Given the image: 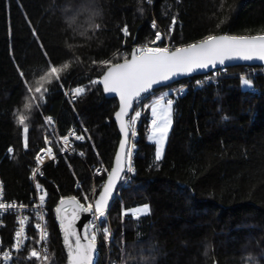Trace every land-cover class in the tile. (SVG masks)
Listing matches in <instances>:
<instances>
[{"label": "trees", "instance_id": "16d2710c", "mask_svg": "<svg viewBox=\"0 0 264 264\" xmlns=\"http://www.w3.org/2000/svg\"><path fill=\"white\" fill-rule=\"evenodd\" d=\"M157 32L162 44L170 41L175 48L209 35L264 34V0H0V174L5 199L27 203L33 193L30 175L47 139L58 154L41 179L48 264H68L55 216L58 203L76 197L92 204L119 145L114 122L119 103L105 97L99 81L137 45L158 42ZM65 63L69 67L59 80L42 82L47 89L42 100L39 93L26 99L33 95L28 87L34 89L50 65ZM204 77L177 83L187 89L174 102L173 126L159 161L149 140L150 95L137 104L142 116L130 123L137 137L136 176L111 203V252L99 243L97 264H108L109 258L116 264H264L263 70L228 68L216 82L201 86ZM71 85L86 88L76 101L65 97ZM28 102L30 110L24 108ZM19 113L27 117V148ZM72 128L86 136L77 144L80 156L63 155L58 142ZM99 167L104 174L95 182L90 168ZM141 206L150 211L133 215ZM3 233L11 244V223ZM30 233L35 246L37 231L32 227Z\"/></svg>", "mask_w": 264, "mask_h": 264}, {"label": "snow or ice", "instance_id": "6c2138e0", "mask_svg": "<svg viewBox=\"0 0 264 264\" xmlns=\"http://www.w3.org/2000/svg\"><path fill=\"white\" fill-rule=\"evenodd\" d=\"M175 20H173V25ZM98 27V26H97ZM155 27V24H153ZM125 35H128L127 27L122 29ZM161 34L157 32L155 39L161 40ZM137 52L139 55H137ZM244 59L251 60L253 58L264 60V36L253 38H237L229 36H213L209 35L206 39L200 43L191 44L184 48H177L175 51H169L165 47H149L145 46L140 49H136L130 60L125 58L124 63H117L108 67V71L103 76V79L99 81L103 83L106 92H115L120 97V110L116 113V119L120 123V130L124 134L125 139L120 144V152L116 156L115 167L112 168L108 174V181L103 187V191L100 193L99 198L95 201V204L89 203L87 207L72 198L70 201L61 200L60 204L63 206L66 203L73 205L72 217L65 223L66 216L60 217V223L64 232V244L67 248L69 264H91L92 256L95 251L96 235L93 233L91 236L85 234L83 239L87 243H82L81 236L73 228L72 221L76 219L78 211L89 212L93 211L100 219L105 216L106 209L108 207V199L111 196L115 182L120 178V174L124 171V150L127 144L128 127L129 124L125 122L124 117L127 116L128 111L132 109L133 100L141 98L142 93L149 92L153 85L162 83L169 80L173 76L180 73H189L196 68H206L209 64L215 65L219 62L223 64L225 60L231 59ZM105 65H110V61L101 62ZM69 65L49 66L48 70L42 74L36 81V87L33 89L28 87V92L33 93L27 100H35L37 97L35 93H39V99H43V93L47 91L43 87L42 82L51 83L50 77L60 79V73L67 69ZM97 83V81H93ZM244 83L249 84L248 80ZM43 89V91H42ZM85 91L84 88H76L73 90V96H79ZM172 104L173 101L168 99L166 103L163 101V97L155 102L152 106V129L150 140H153L157 144L156 160L159 161L162 158L164 142L167 138V133L172 125ZM32 107L31 102L25 103L24 108L30 110ZM140 116L139 112L135 113V116L130 118V123L134 124L136 118ZM18 123L23 126L24 132V146L27 148V133L28 125L25 123L27 117L23 113H19L17 116ZM47 122H51V118L47 119ZM135 135V132L132 133ZM76 139H84L82 136L71 133ZM64 143H68L67 137L64 138ZM11 151V149H9ZM49 157L52 156L51 149L47 150ZM131 150L127 152L128 167L127 171H133L131 167ZM38 163L41 162V157L37 156ZM38 171V169L36 170ZM35 176V172L33 174ZM37 189H40V185L37 184ZM0 196H2V189H0ZM46 193L39 197L41 206L44 203ZM84 199L87 201L88 197ZM15 205L0 203V210L14 208ZM57 213L62 211L61 208L56 209ZM66 212L67 209H64ZM149 211L147 206L136 209L133 215L139 216L140 214H147ZM127 214V213H125ZM27 217H23L19 220L20 228L15 233L16 236V249L19 250L22 238L25 235V223ZM43 219V215L40 216ZM40 230L41 240H47L46 227L40 224L36 225ZM95 227V222L89 225V228ZM106 236L110 235L107 228L103 229ZM73 238H75L73 240ZM32 257L39 258V254L33 250ZM4 258L9 259V254L4 253Z\"/></svg>", "mask_w": 264, "mask_h": 264}, {"label": "built area", "instance_id": "2783aa9c", "mask_svg": "<svg viewBox=\"0 0 264 264\" xmlns=\"http://www.w3.org/2000/svg\"><path fill=\"white\" fill-rule=\"evenodd\" d=\"M155 27L154 29L159 28L158 24L154 23ZM161 37L163 36L162 33ZM162 40V38H161ZM159 40L157 44L147 45L149 47H165L168 48L169 51H172L176 49L170 41H167V43L162 44ZM160 42V43H159ZM137 49L145 47V45H137ZM264 74V66L261 67ZM226 69H220L217 70L207 76H205L201 81L200 85L203 86L206 83H214L218 80L220 75L225 71ZM80 87H74L70 86L65 90V97L76 101L79 99L82 95L85 93L83 92L79 96H73V90ZM187 89V87H184ZM253 87L251 85L248 86V91H252ZM176 92L179 95H184L185 90L184 89H177ZM52 122L56 124V120L51 119ZM135 132V130H133ZM75 133L78 136L84 137V139H76L74 135H71V133ZM67 137L68 143H64V138ZM136 134H132V141H131V167L133 171L129 172L127 171L126 174L123 177L121 185L127 186L128 183L136 176V170L132 166L133 157L135 155L136 150L138 149V146L136 145ZM86 141V136L82 133H79L76 128H72L68 134L64 137H58V142L61 146L62 154L63 155H72V156H80L82 153L77 150V144L83 143ZM51 149L52 156L49 157L47 150ZM37 156L41 157V162L38 163L37 157H36V163L34 166V169L31 172L30 175V183L33 188V193L31 195V198L29 199V202H17V201H7L5 199V183L1 177L0 174V189H2V196H0V203H4L5 205L12 204L15 205L14 208L11 209H4L0 210V264H19L23 262L24 264H48L49 261V255H50V233L48 230V221H47V210H46V198L44 200L43 205L41 206L39 197L44 193L42 185H41V179L45 177V168L47 165L52 164L54 162L58 161V154L56 153L54 147L50 143V141L46 140V146L39 152ZM128 167V165H127ZM38 169V171H36ZM92 177L94 181L96 182L97 177H100L104 174V169L99 168H90ZM35 172V176H33ZM37 184H39L41 187L38 190ZM96 190H95V196H94V202L96 201ZM43 215V219H40V216ZM27 217V221L25 223V235L22 238V243L20 246V249H16V236L15 233L19 230L20 224L19 220L23 217ZM95 222V227L89 228V234L90 236L95 233L96 235V243L99 245V243L103 242L108 253L111 252V243H112V227L110 223L109 218V211L105 213V216L97 219V216L95 214L92 215L90 225ZM11 223L12 226V242L11 244L5 243V235L4 230L7 229L8 224ZM40 224L43 227H46L47 231V240H41L40 238V230L37 229L36 225ZM34 227L37 231V241L35 246H32V240L33 237L31 235V228ZM107 228L109 230L110 235L106 236L104 234L103 229ZM35 250L39 254V258H35L31 256L32 251ZM4 253L9 254V259L4 258ZM108 264H116L115 262H112V260L109 258Z\"/></svg>", "mask_w": 264, "mask_h": 264}, {"label": "water", "instance_id": "95a60500", "mask_svg": "<svg viewBox=\"0 0 264 264\" xmlns=\"http://www.w3.org/2000/svg\"><path fill=\"white\" fill-rule=\"evenodd\" d=\"M216 36H229V37H237V38H253V37L264 36V34L249 35V36H235V35H228V34H220V35H216ZM136 39H137V37H135L134 42H136ZM200 42L201 41L196 42V44H198ZM155 44H157V43H155ZM184 47H187V46H184ZM184 47H179V48H184ZM136 49H137L136 47H134L132 49L130 57L128 58V60L131 59L132 54H133V52ZM175 50L176 49H174L172 51H175ZM137 55H139L138 52H137ZM121 63H124V61L121 62ZM112 65H115V64H112ZM240 66L262 67V66H264V60H260V59H256V58H253L251 60H244V59H238L237 58V59L225 60L223 64H220L219 62H217V63H215V65L209 64L206 68H196V69L192 70L189 73H180V74H177V75L173 76L172 78H170L167 81H164L162 83L153 85L152 89L149 92L141 94V98L144 97V96H147L149 94H152L153 92H155L157 90H160L162 88H166V87L172 86L174 84H177L178 82L183 81L185 79L193 78V77H196V76H205V75H209V74H211V73H213V72H215L217 70H220V69H228V68H234V67H240ZM107 71H108V68L106 69V71L102 75L100 81L103 79V76L105 75V73ZM101 86H102L104 95H105V97L107 99H117L118 103H119L118 109H117V111L114 114V122L116 123L117 129H118L119 134H120V141H119V145H118V148H117L114 160H113V165H112V167H111V169L109 171V172H111L112 168L115 167L116 156L120 152V144L125 139V137H124V134L120 130V123L116 119V113L120 110V97L115 92H106L105 89H104L103 83H101ZM138 100H133L132 109H130L128 111L127 116L124 117L125 122L129 124L127 144L125 145V150H124V171L121 172L120 178L115 182V185H114V188L112 190L111 196L108 199V207L106 209V212L109 211L111 203L113 202V199L118 194L120 186H121L122 179H123L124 175L127 172V164H128L127 152L130 149V147H131V136H132V129L130 127V118L135 113L136 105H137ZM107 181H108V175H107V178H106V180L104 182V185L107 183ZM104 185H103V187H104ZM103 187H102L100 193L103 191ZM100 193H99V195H100ZM99 195H98L97 199L99 198ZM72 198H75L77 201H79L76 197H67V198H63V200L70 201ZM61 200H60V202H61ZM60 202L58 203L56 209L57 208H61L62 211L60 213H57V211L55 209V216H56L57 223L59 224V227L61 229L63 247H64L66 255L68 257L67 248H66V246L64 244V239H63L64 232H63L62 227H61L60 217L61 216H66L67 219L65 220V223H67L68 220L71 219V217H72L73 205L70 204V203H66L65 205L62 206L60 204ZM81 204H83V203H81ZM94 204H95V202L93 203V206H94ZM84 206L87 207L86 205H84ZM64 209H67V211L65 212ZM93 214H94V208H93V211H89V212L78 211L76 219L72 221L73 228L75 229V231L82 238V240H81L82 243H87V241L83 239V236L85 234L90 236V234H89V225H90L91 217H92ZM74 239L75 238H73V240ZM98 256H99V245L95 242V251H94L93 256H92L91 264H97L98 263ZM68 264H69V258H68Z\"/></svg>", "mask_w": 264, "mask_h": 264}, {"label": "rangeland", "instance_id": "374dc122", "mask_svg": "<svg viewBox=\"0 0 264 264\" xmlns=\"http://www.w3.org/2000/svg\"><path fill=\"white\" fill-rule=\"evenodd\" d=\"M80 88H84L85 91H86V88H85V87H80ZM177 89H184V90L186 91V89L183 87V85H180V84H174V85H172V86H169V87H166V88H162V89H160V90H157V91L153 92L152 94H149V95H150V96H149V99H148V100L146 101V103H145V105H146V109H149V110H150V123H151V129H152V120H153L152 106L155 104V102H156L157 100L161 99L162 97H163V101H164V103H166L168 99H171V100L173 101V104H172V125H171V128L169 129V131H168V133H167V138H168V135L170 134L171 129H172V126H173L174 102H175L176 98H177L178 95H179V94L176 92ZM85 91H84V93H85ZM137 112L140 113V116L138 117V118H140V117L142 116V109H140V110L137 111ZM134 116H135V114H133V115L131 116V118L134 117ZM138 118H136V119H138ZM150 135H151V130H150ZM150 135H149V137H150ZM167 138H166V140H165V142H164L162 158L164 157V153H165V149H166V144H167ZM47 140H48V139H47ZM149 140H150V139H149ZM48 141H49V140H48ZM150 142L155 143L153 140H150ZM155 144H156V143H155ZM156 146H157V144H156ZM162 158H161V159H162ZM161 159H160V160H161ZM97 189H98V186H95V188H94V193H95V190H96V192H97ZM142 207H144V206L138 207V208H136V209H139V208H142ZM147 207H148V209H149V211H150L149 206H147ZM136 209H134V210L132 211V213H134ZM149 211H148V212H149ZM143 215H145V214H140L139 216H143ZM135 216H136V215H135Z\"/></svg>", "mask_w": 264, "mask_h": 264}, {"label": "bare ground", "instance_id": "6f19581e", "mask_svg": "<svg viewBox=\"0 0 264 264\" xmlns=\"http://www.w3.org/2000/svg\"><path fill=\"white\" fill-rule=\"evenodd\" d=\"M133 128V127H132Z\"/></svg>", "mask_w": 264, "mask_h": 264}]
</instances>
